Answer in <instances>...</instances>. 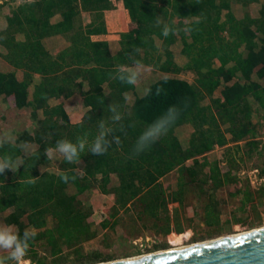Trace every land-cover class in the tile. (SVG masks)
Instances as JSON below:
<instances>
[{
  "label": "trees",
  "instance_id": "obj_1",
  "mask_svg": "<svg viewBox=\"0 0 264 264\" xmlns=\"http://www.w3.org/2000/svg\"><path fill=\"white\" fill-rule=\"evenodd\" d=\"M4 8L0 115L28 112L30 124L0 119V158L15 168L0 173V225L35 231L25 261L112 260L84 248L116 231L120 210L152 235L209 237L248 223L256 200H264V166L253 164L256 187L241 175L252 156L264 155V0H31ZM83 13L90 22L82 26ZM166 25L173 30L167 37ZM136 61L164 76L147 85L113 78L118 66ZM187 70L194 84L180 77ZM73 97L85 108L77 123L63 102ZM110 104L119 106V122L110 119ZM170 106L179 118L134 156L137 137ZM101 120L113 130L109 140H120L105 155L86 148L77 164L59 155L47 160L45 149L59 139L91 141ZM184 125L191 131L180 138ZM217 148L219 155L211 153ZM61 173L75 179L63 183ZM95 188L113 197L102 220L92 213Z\"/></svg>",
  "mask_w": 264,
  "mask_h": 264
},
{
  "label": "rangeland",
  "instance_id": "obj_2",
  "mask_svg": "<svg viewBox=\"0 0 264 264\" xmlns=\"http://www.w3.org/2000/svg\"><path fill=\"white\" fill-rule=\"evenodd\" d=\"M31 0H0V7L5 6V10L7 11V7H15L24 2H30ZM105 16V15H104ZM106 17V16H105ZM107 21V20H106ZM80 24L83 26L90 22L89 15L86 13L81 14L79 19ZM183 24V21H176V24ZM65 42H63V45ZM57 46V45H56ZM56 46H53L55 48ZM180 77L187 80L190 84H194L195 74L191 70L181 71ZM164 76L163 73H159L156 70H153L151 67H144L142 75L140 77V84L147 85L148 83L152 82L153 80L158 79L159 77ZM65 103V108L68 110V115L70 118L71 123H77L83 117L85 112V108L81 107L82 105L76 101V97H73L68 100L63 101ZM2 118L3 124H10L12 122H25V124H30L28 112L20 111L17 109H8L1 113L0 119ZM191 131L189 125H184L178 129H176V134L181 138L188 135ZM222 149H215L211 153L218 154L221 152ZM261 163L264 166V155H254L250 162L247 163L243 167V173L249 174L251 178V182H258L259 179L256 175H252L251 172L253 171L256 164ZM254 164V167H253ZM189 165V162L187 163ZM242 173V172H241ZM248 176V175H247ZM257 178V180H256ZM167 182L171 185L174 184L175 179L174 176L171 175ZM166 182V183H167ZM90 203L92 206V213L96 220H102L106 214L112 210L113 207V197L110 194H103L97 188H95L90 196ZM256 207L254 211L250 212V219L247 224L239 225L234 224L231 227V230L224 229L223 232L219 235H211V236H201L196 235L193 236L192 232H187L181 235H176L171 233L170 235H152L146 234L139 228L129 215L123 214H130L123 210H120L118 214L120 215V219L118 221V225L116 226V231L111 232L108 231L107 233V240L103 242H97L93 240L89 243H86L85 250H93V249H100L102 253L108 254L112 256V260H121L126 258H133L137 256H142L146 254H151L158 251L172 249L173 247L178 246H187L194 243L211 240L214 238H220L228 235H234L250 230H254L257 228L264 227V209L262 205H264L263 199L256 200ZM258 214V216H256ZM242 215V214H241ZM246 215V214H245ZM242 215V218L245 217ZM200 219H196V223L199 224ZM254 222V223H253ZM201 228H198V231ZM169 238L170 241L167 239ZM196 238V239H193ZM170 242V243H169ZM25 264H31L29 261H25Z\"/></svg>",
  "mask_w": 264,
  "mask_h": 264
},
{
  "label": "clouds",
  "instance_id": "obj_3",
  "mask_svg": "<svg viewBox=\"0 0 264 264\" xmlns=\"http://www.w3.org/2000/svg\"><path fill=\"white\" fill-rule=\"evenodd\" d=\"M186 33H190L192 29L185 28ZM173 30L169 26H164L162 35L167 37ZM144 65L136 61L132 67L118 66L114 79L128 85H136L142 75ZM161 89L156 90V94H160ZM145 94H151V89H145ZM108 111L111 113L110 119L113 122H119L122 115L119 112V106L110 104ZM180 116V109L176 106H170L166 111L155 118L137 137L132 149V154L139 155L149 150L162 136L166 135L170 127ZM123 130V129H121ZM113 130L108 129L106 123L101 120L98 125L97 135L89 141L87 136L79 137L75 142L69 139H59L55 142L54 147L45 149L44 155L48 161L57 157H63V160L68 164L80 163L81 153L91 152L95 155H105L113 143H119V136H113L109 140V135ZM19 165L17 164V167ZM5 169L15 170L12 161L8 157L0 158V173ZM59 179L63 183H68L69 180H74L75 176L61 173ZM36 233L34 230L25 228L21 233L12 225H0V252L5 253L0 255V264H25V257L30 248L31 241L34 240Z\"/></svg>",
  "mask_w": 264,
  "mask_h": 264
},
{
  "label": "water",
  "instance_id": "obj_4",
  "mask_svg": "<svg viewBox=\"0 0 264 264\" xmlns=\"http://www.w3.org/2000/svg\"><path fill=\"white\" fill-rule=\"evenodd\" d=\"M94 264H264V227L180 248Z\"/></svg>",
  "mask_w": 264,
  "mask_h": 264
},
{
  "label": "built area",
  "instance_id": "obj_5",
  "mask_svg": "<svg viewBox=\"0 0 264 264\" xmlns=\"http://www.w3.org/2000/svg\"><path fill=\"white\" fill-rule=\"evenodd\" d=\"M242 175H244V173L242 172L241 173ZM251 174L254 176V175H256V177L259 179V181H260V178H259V176H258V170L257 169H253V171L251 172ZM248 175V176H247ZM246 176L249 178L250 177V175L249 174H246ZM257 178H256V180H257ZM249 180H250V182H251V178H249ZM259 181L258 182H251V185L253 186V187H256L258 184H259Z\"/></svg>",
  "mask_w": 264,
  "mask_h": 264
},
{
  "label": "crops",
  "instance_id": "obj_6",
  "mask_svg": "<svg viewBox=\"0 0 264 264\" xmlns=\"http://www.w3.org/2000/svg\"><path fill=\"white\" fill-rule=\"evenodd\" d=\"M109 27L111 28V26L109 25ZM110 31V30H109ZM97 39H107L108 40V38H107V36H104V37H99V38H97Z\"/></svg>",
  "mask_w": 264,
  "mask_h": 264
},
{
  "label": "bare ground",
  "instance_id": "obj_7",
  "mask_svg": "<svg viewBox=\"0 0 264 264\" xmlns=\"http://www.w3.org/2000/svg\"><path fill=\"white\" fill-rule=\"evenodd\" d=\"M180 247H183V246L173 247L172 249H174V248H180Z\"/></svg>",
  "mask_w": 264,
  "mask_h": 264
}]
</instances>
